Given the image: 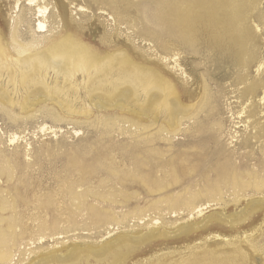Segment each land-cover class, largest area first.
Listing matches in <instances>:
<instances>
[{
	"label": "rangeland",
	"instance_id": "374dc122",
	"mask_svg": "<svg viewBox=\"0 0 264 264\" xmlns=\"http://www.w3.org/2000/svg\"><path fill=\"white\" fill-rule=\"evenodd\" d=\"M161 1L165 0H44V4L40 1L38 6H47L49 15L42 20L37 17V7L29 10L28 0H0V47L9 43L11 27L16 23L20 40L28 41L37 21L41 20L47 32L37 36L49 35L53 28L58 31L64 23L63 31L74 33L99 55L126 49L138 59L159 63L160 56H163L159 48L172 50L179 53V63L188 76L187 82L171 70L172 65L164 67L163 63L159 64L175 77L185 98L197 99L206 87L212 99L210 103L216 101L222 112H225L224 98L236 102L233 97L244 90L246 84L264 81V73L259 79L255 78V68L248 72L241 69L240 57L234 47L226 44V39H216L215 32L206 25H194L184 40L167 26L162 28L155 19L156 8ZM79 6L83 10L79 11ZM261 15H264V0L252 13L254 19ZM263 42L264 30L254 37V48L264 57ZM239 80H244L245 84L236 86ZM9 92L13 101L10 105L5 104L0 94V159L7 160L3 159V168L10 173V178H0V230H7V241L12 233L16 236L15 242H10L3 249L12 259L10 264H86V261L95 264L94 258L87 255L90 254L89 247L100 246L117 236H134L152 229H159L166 236L138 247L123 264H264V208L240 223L225 222L209 225L206 229L197 228L189 235L180 233L188 223H198L213 212L226 216L239 212L245 202L263 199L264 195H254L249 191L235 203L232 191L224 190L217 206L211 203L212 206L202 215L194 217L181 210L171 213L164 203V200L177 196L186 198L188 190H198V177L188 170L200 157L214 163L219 155L218 148H221L226 154H235L233 159L240 163L238 156L251 149L242 148L248 132L252 131L249 128L246 132L244 123L232 122L228 114H223L224 135L215 146L209 142L208 135L196 132L200 122L208 121L209 109H206L198 114L195 123L193 120L182 121L175 135L165 132L145 145L147 148L143 151L153 148L159 153L158 158L151 157L145 172H150L148 174L155 180L169 182L168 170L162 167L172 163L177 167L176 176L179 177L176 184L150 192L138 181H130L134 174L133 166L120 160L116 151L133 143L142 146L143 138L129 135L134 127L126 134L128 125L120 124L125 128L123 133L116 130L106 135L107 129L103 128L100 118L104 121L109 114L99 110H93L87 120L63 115L60 121H55L49 113L55 108L49 102L32 107L21 105L20 95L10 89ZM233 131L238 132L237 141L233 139L230 144L227 133ZM151 134H156L155 127L149 129ZM14 135L17 140L11 143ZM108 142L113 147L112 157L120 168L128 172L126 181L123 184L114 179L109 181L99 172L86 185L77 186L79 175L66 171L70 160L78 159L73 157L74 154L84 153L88 159L87 152L91 146L99 147V144ZM252 147V156L249 152L250 158L241 162L249 168L262 159L264 138L257 144L252 141ZM143 155L145 158L151 156L148 152ZM87 191L100 195L104 200L94 201L86 197L81 203V195ZM89 204L99 212L113 211V220L99 222L89 218L86 209ZM153 204L156 209L151 206ZM137 212H141L139 216ZM9 225H13L12 230H8ZM72 249L77 250L72 251L77 252L76 255L72 253L71 257L60 261V257ZM52 255L55 256L52 258Z\"/></svg>",
	"mask_w": 264,
	"mask_h": 264
},
{
	"label": "bare ground",
	"instance_id": "6f19581e",
	"mask_svg": "<svg viewBox=\"0 0 264 264\" xmlns=\"http://www.w3.org/2000/svg\"><path fill=\"white\" fill-rule=\"evenodd\" d=\"M40 1L44 4V0H28L27 6L29 10L37 7L35 9L37 17L43 20L49 15V11L47 6H38ZM261 2L262 0H165L161 1L156 8L155 19L162 28L167 26L172 29L182 40L189 37L194 25H206L209 30L215 32L216 39H226V44L234 47L237 56L240 57V68L246 72L255 68V78L259 79L264 73V57L255 50L254 37L257 33L261 35L264 30V15L254 19L252 13L257 10ZM17 7L19 6L16 5ZM78 9L83 10L80 6ZM61 14L62 11L59 12V15ZM63 24L60 30L53 28L56 31L52 29L49 35L39 37L37 34L47 31L42 21L38 20L28 41L20 40L17 23L11 27L9 43L0 47V94L2 93L6 105L13 103L8 94L9 89L20 95L21 105L32 107L35 104L49 102L55 108L49 112L55 121H60L63 115L69 118L83 117L87 120L93 110L106 112L109 114L108 118L104 121L100 118L103 128L107 129L106 135L116 130L121 133L125 129L122 126L126 124L128 125L126 134L134 127L129 135L143 138L142 146L140 147L139 143H133L116 150L121 157L120 160L129 162L133 166L134 174L130 181H138L150 192L176 184L179 181V177L176 176L178 169L172 163L162 167L163 170H168L171 179L169 182L155 180L151 174H148L150 172L144 171L151 157L158 158L159 153L153 148L144 151L143 149L147 148L145 145L151 144L165 132L175 135L179 132L182 121L193 120L195 123L198 114L206 109H209L208 121L200 122L196 132L208 135V140L213 145H219L223 139V114H228L232 122L238 120V124L244 123L243 128L246 132L249 128L253 131L248 132L243 150L252 149V141L257 144L264 138V81H252L244 86V90H237L240 91L239 94L233 97L237 100L236 102H231V98H224L225 112H222L216 101H213V104L210 103L212 99L208 96L206 87H204L203 95L197 99L185 98L184 91L178 87L175 77L159 64L163 63L164 67L172 65L171 70L187 82L188 76L181 68L178 52L159 48L160 54L163 55L160 56L159 63L138 59L126 49L99 55L93 53L86 43L75 37L74 33L68 30L63 31ZM239 81L236 86L245 84L244 80ZM120 124H122L121 127ZM117 125L119 126L116 127ZM152 127L156 128L155 135H149V129ZM227 134L231 140L230 144L233 139L237 141L238 132L233 131ZM11 138V143L17 140L15 135ZM104 145L107 146L104 147ZM104 145L101 143L99 147L91 146L87 152L90 156L88 159L84 157V153L77 152L73 157L78 159L70 160L67 164L66 171L69 174L79 175L77 186L86 185L99 172L109 181L114 179L113 181L117 180L120 184L126 181L125 175L128 172L120 168L112 157L113 147L109 142ZM218 149L219 155L216 156L214 163L207 162V158L203 156L197 159L188 170L190 174L198 177L196 184L199 187L198 190L186 191L185 196L188 195L186 198L177 196L164 200L166 208L171 213L181 210L189 217L200 216L203 211L212 206L211 203L217 206L221 202L224 190L232 191L235 203L240 201L242 194L249 191L254 195H264V152L262 159L255 161L252 168H249L247 164L241 162L250 158L249 155L252 156L253 150H249V155L248 152L238 156L241 162L237 164L233 159L235 154H226L221 148ZM147 152L151 156L145 158L143 154ZM3 159H0V178L8 179L10 173L3 168L5 166ZM86 197L93 198L94 201L104 200L100 195L87 191L81 195V198L79 197L81 203ZM245 203L243 209L228 216L213 212L203 217L198 223H188L181 228L180 233L189 235L197 228L206 229L209 225H221L225 222L240 223L264 208V198L251 199ZM154 204L151 206L153 207ZM86 207L91 219H97L99 222L113 220V211L103 209L104 211L99 212L90 204ZM153 208L156 209L157 206ZM141 212H137L138 216ZM12 229L13 225H9L8 230ZM6 232L7 230H0V264H10L12 261L6 249H3L10 242H15L16 236L14 233L8 234L10 240L7 241L5 240ZM165 236L166 233L159 229H152L134 236H117L100 246L89 247L90 254L87 255L94 258L95 264H123L138 247ZM74 250L77 251L72 249L61 256L60 261L71 257ZM84 255L86 256V253ZM53 256L55 255H52V258ZM86 264L90 263L86 261Z\"/></svg>",
	"mask_w": 264,
	"mask_h": 264
}]
</instances>
